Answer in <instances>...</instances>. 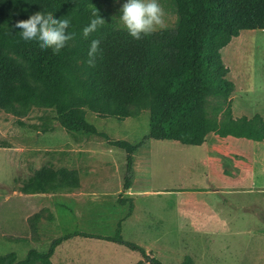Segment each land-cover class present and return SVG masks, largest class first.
<instances>
[{
  "label": "trees",
  "instance_id": "trees-1",
  "mask_svg": "<svg viewBox=\"0 0 264 264\" xmlns=\"http://www.w3.org/2000/svg\"><path fill=\"white\" fill-rule=\"evenodd\" d=\"M116 1L0 0V108L18 117L31 105L51 108L68 133L98 135L108 145L124 150V189L132 187L135 155L149 139L200 146L215 133L264 141L261 114L233 116L231 96L236 85L227 77L230 68L221 52L242 31L264 29V0H171L175 25L140 40L132 38L103 8ZM37 11L70 21L68 31L76 37L59 54L50 48L42 50L37 41H24L20 30L13 27ZM93 11L105 24L84 38L82 29ZM95 38L101 40L102 53L95 66H90L87 52ZM209 95L220 99L211 111L204 106ZM134 107L150 111L149 133L138 143L111 138L86 117L90 110L101 117L124 120L132 116ZM222 114L225 117L220 119ZM43 130L50 129L44 126ZM80 186L78 169L47 163L32 171L20 191L66 193ZM118 202L129 204L127 216H131L134 199L120 196ZM41 219L40 212L31 216L35 222ZM122 229L121 220L115 235L96 237L124 244L151 264H164L145 247L126 240ZM71 235L54 238L46 251L31 248L23 258L15 251L0 254V264H54L57 247ZM179 264L196 263L185 255Z\"/></svg>",
  "mask_w": 264,
  "mask_h": 264
},
{
  "label": "rangeland",
  "instance_id": "rangeland-1",
  "mask_svg": "<svg viewBox=\"0 0 264 264\" xmlns=\"http://www.w3.org/2000/svg\"><path fill=\"white\" fill-rule=\"evenodd\" d=\"M125 2L119 0L103 6L121 26V8ZM157 2L165 13L164 26L158 30L173 27L176 15L171 0ZM225 47L221 52L224 63L230 68L227 77L236 85L231 96L233 116L251 117L259 113L264 117V29L244 30ZM219 102L218 97L209 95L204 106L211 111ZM86 117L98 131L114 139L138 143L149 133L148 108L134 107L132 116L124 120L101 117L90 110L86 111ZM224 117L222 114L219 118ZM44 126L50 130L44 131ZM208 144H211L207 147L211 150L209 155L214 157H218L219 151L213 150L221 148L234 151L231 156L239 161L264 160V141L214 134ZM202 148L172 140L149 139L135 155L133 185L124 189L127 171L124 150L108 145L98 135L68 133L51 108L31 105L21 117L0 108V226L4 216L9 215L8 211L4 213L3 207L6 194L7 200H12L14 224L12 246L7 252L15 251L23 258L31 248L48 250L54 238L72 234L57 247L52 257L54 264H151L140 252L124 244L96 237L115 235L118 222L122 220L123 237L145 247L164 264H179L185 255L193 257L196 264H214L203 258L204 251L208 249L212 253L214 250V240L209 243L194 233L187 236V232L191 233L188 227L183 229L184 237L173 236L180 226L172 225L167 219L165 199L157 194L162 187L185 183L202 174L196 165L198 160L200 165L205 160ZM47 163L78 169L80 188L41 197L21 192L32 171ZM221 164L233 168L227 160ZM255 169L259 174V164ZM212 177L214 181L220 180L217 171H212ZM120 196L134 198L135 209L131 216H127L129 204L118 202ZM25 201L30 202L28 207ZM247 209L245 212L250 215L245 222L247 229L255 230L260 226L256 215L260 208L248 205ZM38 212L42 219L31 220ZM32 225L36 228L32 229ZM249 237L227 239L234 247V255L248 247L252 242ZM0 245L4 248L5 242L0 241Z\"/></svg>",
  "mask_w": 264,
  "mask_h": 264
},
{
  "label": "crops",
  "instance_id": "crops-1",
  "mask_svg": "<svg viewBox=\"0 0 264 264\" xmlns=\"http://www.w3.org/2000/svg\"><path fill=\"white\" fill-rule=\"evenodd\" d=\"M214 134L210 133L206 141L200 145L203 147L201 151L205 153L203 157L205 160L203 165L199 164L200 160L196 165L202 174L196 179L189 178L185 183L162 187L157 193L165 199L163 200L166 205L164 212L169 214L167 219L172 221V225L180 226V230L174 232L173 236L184 237L183 229L188 227L191 233L187 232V236L192 233L201 235L209 243L213 239L214 250L212 253L208 249L204 251L203 258L211 260L214 264H264V217L262 216L264 213V160L255 158L253 161H239L231 156L234 151L221 148L213 150L219 151L217 152L218 157L209 155L211 150L207 147L211 144H208V141ZM223 160L229 161L233 168L221 164ZM257 164L261 169L259 174L255 169ZM212 171L214 173L217 171L219 181L213 180ZM47 194L49 193L31 195L41 197V195ZM7 197L9 196L6 194L3 207L4 213L8 211L9 215L4 216L0 226V241L5 242L4 248L0 245V254H6L7 248H11V237L14 232L12 200H7ZM24 205L28 207L30 202L26 203L25 201ZM248 205H257L260 208L259 211H256L260 226L255 230L247 229L245 223L249 221L250 217L249 213L245 212V210H249L247 209ZM235 237L252 238L248 247H244L237 255H234V247H231L227 240ZM222 244H224L223 247H218ZM243 244L246 246V243ZM36 249L46 251V249Z\"/></svg>",
  "mask_w": 264,
  "mask_h": 264
},
{
  "label": "clouds",
  "instance_id": "clouds-1",
  "mask_svg": "<svg viewBox=\"0 0 264 264\" xmlns=\"http://www.w3.org/2000/svg\"><path fill=\"white\" fill-rule=\"evenodd\" d=\"M164 10L157 0H126L121 8L120 21L129 35L140 40L164 26ZM105 24V19L93 11L90 22L83 27L82 34L88 38ZM70 21L56 18L51 12L45 14L37 11L29 18L16 21L14 28L20 30L24 41H37L39 47L52 49L59 54L69 41L75 39L76 34L69 32ZM102 53L101 40L92 39L87 52L90 66H95L96 57Z\"/></svg>",
  "mask_w": 264,
  "mask_h": 264
}]
</instances>
